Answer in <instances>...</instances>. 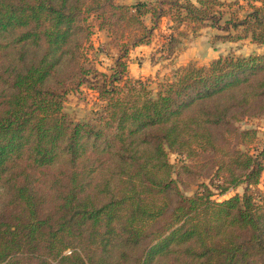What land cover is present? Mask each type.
<instances>
[{"label": "trees", "instance_id": "16d2710c", "mask_svg": "<svg viewBox=\"0 0 264 264\" xmlns=\"http://www.w3.org/2000/svg\"><path fill=\"white\" fill-rule=\"evenodd\" d=\"M243 1L223 24L219 0H0V264H264V146L236 127L264 116V52L189 65L155 93L128 72L153 36L143 19L167 12L263 46L264 0ZM95 26L134 32L109 74L84 53ZM84 85L102 108L76 122L65 103ZM171 154L206 157L209 183L185 196Z\"/></svg>", "mask_w": 264, "mask_h": 264}, {"label": "rangeland", "instance_id": "374dc122", "mask_svg": "<svg viewBox=\"0 0 264 264\" xmlns=\"http://www.w3.org/2000/svg\"><path fill=\"white\" fill-rule=\"evenodd\" d=\"M138 1L147 2L150 7H156V4L161 0H118L120 4L129 6ZM219 1L225 3L224 7H219V10L225 13L223 24L233 14L244 18L248 11L247 7L242 10L237 5L229 6L228 3H233L235 0ZM241 3L244 4V1L241 0ZM164 8L167 10L168 6ZM175 16L167 12L157 24L151 22L150 16L145 17L143 19L145 24L149 28L155 27L151 42L149 45L137 47L129 53V76L147 81L154 93L158 91L160 85L173 80L178 70L189 65L208 67L214 59L220 56L230 54L246 56L264 52V45H255L249 40L238 43L215 42L214 36L221 34V32L211 27L202 28L194 35L184 25L177 28ZM133 33L131 27L119 30L112 29L111 31L99 30L95 26L94 33L84 51L89 64L96 67L100 72L109 74L110 68L120 53L121 43L132 40ZM170 37H174L172 42ZM101 108L102 102L98 93L87 85L82 86L77 92L71 93L65 103V111L76 122L94 120ZM236 127L239 131L251 129L257 131L256 142L247 148L251 153H256L261 146H264V116L246 118L236 123ZM231 140L235 143L233 137ZM239 148L246 149L241 146ZM170 161L174 166V178L185 196H193L201 184L209 183L206 175L212 171L213 163L208 161L206 157L200 156L188 160L171 154ZM259 188L261 191L264 190V173ZM236 193L242 194L243 188L239 187L224 197L216 196L214 199L223 201Z\"/></svg>", "mask_w": 264, "mask_h": 264}, {"label": "crops", "instance_id": "0c3cea01", "mask_svg": "<svg viewBox=\"0 0 264 264\" xmlns=\"http://www.w3.org/2000/svg\"><path fill=\"white\" fill-rule=\"evenodd\" d=\"M259 54V53H258Z\"/></svg>", "mask_w": 264, "mask_h": 264}]
</instances>
